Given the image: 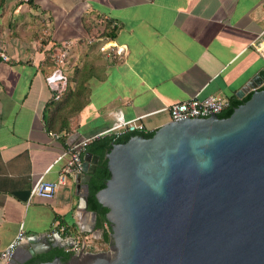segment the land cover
Segmentation results:
<instances>
[{
    "label": "crops",
    "instance_id": "1",
    "mask_svg": "<svg viewBox=\"0 0 264 264\" xmlns=\"http://www.w3.org/2000/svg\"><path fill=\"white\" fill-rule=\"evenodd\" d=\"M263 37L264 0H0L10 57L0 61V252L21 225L26 239L60 233L57 223L83 232L74 181L29 201L70 146L108 130L118 112L155 132L170 122L167 107L193 97L231 107L264 71ZM64 42L65 91L55 99L46 79ZM61 166L46 179L57 181Z\"/></svg>",
    "mask_w": 264,
    "mask_h": 264
},
{
    "label": "water",
    "instance_id": "2",
    "mask_svg": "<svg viewBox=\"0 0 264 264\" xmlns=\"http://www.w3.org/2000/svg\"><path fill=\"white\" fill-rule=\"evenodd\" d=\"M263 87L261 71L237 93L251 99L229 117L187 116L114 145L111 177L96 194L108 209L109 249L36 264H264ZM99 160L86 152L75 179L78 210L89 219L79 225L97 239L88 197ZM74 245L60 233L30 237L9 264Z\"/></svg>",
    "mask_w": 264,
    "mask_h": 264
},
{
    "label": "built area",
    "instance_id": "3",
    "mask_svg": "<svg viewBox=\"0 0 264 264\" xmlns=\"http://www.w3.org/2000/svg\"><path fill=\"white\" fill-rule=\"evenodd\" d=\"M258 47L262 50L264 55V37L258 42ZM69 42H64L62 47H56L51 53V58L58 68L47 77L46 81L48 85L55 90V99H59L62 93L65 91L64 82L66 81V76L63 74L62 68L66 65V60L69 55ZM0 61L9 62L10 57L5 53L4 49L0 47ZM230 108L229 103L219 97L211 96L205 99H199L198 97H193L186 101L175 103L167 107V112L170 117V121H175L179 118L200 115L206 113L226 111ZM142 118H137L133 120H126L121 112L116 114L115 122L113 125L105 132L85 138L79 143L70 146L66 151H64L58 159L55 161L54 165L61 163V169L58 175L57 181H49L46 179V175L52 170L54 165L49 168L45 174H43L37 182L33 185L30 191L29 201L34 198H40L44 200H52L55 198L57 192L60 188L66 186L69 181H74L78 175H83L84 173V155L87 148L97 139L105 136H115L116 138L126 135V134H141L149 132L146 125L142 122ZM150 133V132H149ZM59 226V232L65 235L66 239L72 237L74 240V247L66 250L70 255L75 254H88L97 253L102 251H107L100 247V239H97L94 234H89L85 232L72 233L70 229L66 226L57 223ZM105 229H109V224H105ZM26 239V233L24 225H21L18 234L11 244L0 252V264H9L13 258L17 249L22 245Z\"/></svg>",
    "mask_w": 264,
    "mask_h": 264
},
{
    "label": "trees",
    "instance_id": "4",
    "mask_svg": "<svg viewBox=\"0 0 264 264\" xmlns=\"http://www.w3.org/2000/svg\"><path fill=\"white\" fill-rule=\"evenodd\" d=\"M55 71V70H54ZM53 71V72H54ZM52 72V73H53ZM264 89V87L262 88ZM252 97V94L246 97L241 101H235L232 103L231 107L224 111L219 115L220 118L229 117L233 111L239 107L240 105L249 101ZM155 132H150L144 135L147 138H151ZM134 134H126L116 138L115 136H105L95 140L88 148L86 152H91L97 156H99V164L97 166V170L95 174L92 176L91 182L89 184V210L92 212H96L98 215L97 228L102 231V236L100 242L107 245L111 243V225L107 221L106 215L108 213V209L104 208L99 204L96 198V194L106 187L107 181L111 177V173L108 168V160L106 159L107 154L112 150L113 146L116 144L126 143ZM108 223L110 230L105 229V224ZM60 257L63 262H68L71 258V255L67 252L61 250H54L48 254L39 255L36 258L32 259L28 264H36L41 262L52 261L54 258Z\"/></svg>",
    "mask_w": 264,
    "mask_h": 264
},
{
    "label": "rangeland",
    "instance_id": "5",
    "mask_svg": "<svg viewBox=\"0 0 264 264\" xmlns=\"http://www.w3.org/2000/svg\"><path fill=\"white\" fill-rule=\"evenodd\" d=\"M99 244H100V247H103V249H107L108 247H110L109 244L105 245L102 242H99Z\"/></svg>",
    "mask_w": 264,
    "mask_h": 264
}]
</instances>
